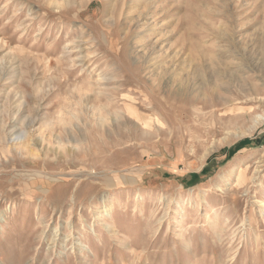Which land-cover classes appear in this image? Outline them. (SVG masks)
Segmentation results:
<instances>
[{
	"label": "rangeland",
	"instance_id": "obj_1",
	"mask_svg": "<svg viewBox=\"0 0 264 264\" xmlns=\"http://www.w3.org/2000/svg\"><path fill=\"white\" fill-rule=\"evenodd\" d=\"M0 264H264V0H0Z\"/></svg>",
	"mask_w": 264,
	"mask_h": 264
},
{
	"label": "bare ground",
	"instance_id": "obj_2",
	"mask_svg": "<svg viewBox=\"0 0 264 264\" xmlns=\"http://www.w3.org/2000/svg\"><path fill=\"white\" fill-rule=\"evenodd\" d=\"M155 121V120H154Z\"/></svg>",
	"mask_w": 264,
	"mask_h": 264
}]
</instances>
